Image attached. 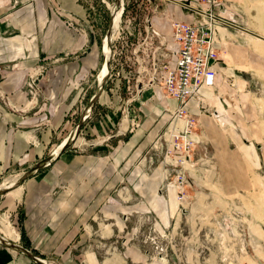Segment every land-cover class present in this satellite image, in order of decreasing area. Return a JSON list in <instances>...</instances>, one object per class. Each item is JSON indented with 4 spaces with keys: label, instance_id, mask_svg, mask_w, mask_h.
Returning <instances> with one entry per match:
<instances>
[{
    "label": "crops",
    "instance_id": "0c3cea01",
    "mask_svg": "<svg viewBox=\"0 0 264 264\" xmlns=\"http://www.w3.org/2000/svg\"><path fill=\"white\" fill-rule=\"evenodd\" d=\"M21 1L24 5L17 7L13 0H0V176L33 167L67 139L73 120L79 121L96 91L92 76L102 65L97 40L86 31L88 12L81 0ZM155 1L168 7L163 13L174 18L198 19L181 5L185 1L194 7L195 0ZM221 11L231 22L244 19V27L217 29L214 85L200 87L186 107L196 132L190 137L220 153L232 149L234 141L252 160L253 140L257 145L259 134L264 140V127L253 134V122L264 111L253 96V76L264 74V52L258 51L264 48V0H225ZM169 35L167 68L174 64L175 50ZM38 60L48 61V69L39 80V95L32 98L25 82ZM96 80L98 85L97 76ZM146 87L135 89L141 90L138 98L132 91V97L118 99L117 82L105 86L87 112L73 149L67 147L23 180L13 199L0 202L16 224V231L11 227L16 237L11 231L13 238L4 234L6 238L48 264H146L145 250L133 240L135 229L127 218L152 213L162 221L169 214L167 203L109 197L118 172L129 188L137 190L139 178L146 176L141 175V164L131 160L145 153L164 128L183 129L182 121L169 113L178 101L157 86ZM225 157L221 162L216 155L221 171L242 170L243 163L234 155ZM135 173L138 182L131 185ZM224 180L223 176L225 187ZM63 185L73 192L72 199L59 191ZM173 209L170 206V213ZM0 264L39 263L0 243Z\"/></svg>",
    "mask_w": 264,
    "mask_h": 264
},
{
    "label": "rangeland",
    "instance_id": "374dc122",
    "mask_svg": "<svg viewBox=\"0 0 264 264\" xmlns=\"http://www.w3.org/2000/svg\"><path fill=\"white\" fill-rule=\"evenodd\" d=\"M81 1L87 7L90 25L88 30H83L91 31L95 36L101 55L102 65L92 76V84L97 89L96 76L99 81L105 62L103 40L111 15L110 5L114 4L115 0ZM224 1L222 0L223 3ZM195 2L197 4L194 7L205 6L204 0ZM12 3L17 7L24 5L21 0H13ZM156 3L153 0H123L124 10L112 42L110 72L105 84L113 85L117 82L119 88L115 96L117 95L118 99L132 97V91L134 97L138 98L141 90L135 89L141 86L146 89L149 85L157 86L165 96L170 97L165 93L162 84V71L166 70L168 65L166 37L170 36L171 21L175 18L170 12L163 13L162 10H169L168 7L160 2ZM57 13L60 15L62 9H58ZM223 16L230 19L226 15ZM240 20L242 23L232 20L230 30L238 29V26L244 27V19ZM258 51L264 52V48H259ZM34 67L25 82L32 98L40 93L39 80L48 69V61L38 60ZM253 96L259 99L257 105L264 110V74L253 76ZM169 113L174 118V110ZM259 118L253 122L254 135H258L264 127V111L262 118ZM77 123L74 119L70 132ZM169 133L170 131L164 128L145 153L131 160L134 164H141V175L146 176L143 180L139 178L140 187L137 190L131 188L132 186L129 188L118 172L119 181L109 195L110 199H164L167 203L169 214L162 221L152 213L132 220L127 218L135 229L133 240L145 250L146 264H155L156 261L164 264H264V156L260 155V146L264 151V140H260L261 135H258L257 145L253 140L252 160L234 141L231 142L232 149L220 153L219 150L215 152L213 149H207L206 143L204 146L201 140L192 138L194 148L190 157L181 164L180 153L169 157L166 154ZM72 146L73 144L68 147L73 149ZM224 154L234 155L236 161H241L242 170L221 171L216 155L222 162L223 158L226 159ZM47 156L48 154L45 155ZM225 164L222 163L223 167ZM30 168L3 173L0 176V187L6 184L8 178L20 177ZM180 172H183L187 180L182 199L177 198L176 181ZM137 174L135 173L136 177L131 185H137ZM68 188L63 185L59 191L65 192L66 199H72L73 192ZM16 191L1 194L0 202L8 197L13 199ZM59 191L57 194H60ZM170 206L174 207L171 213ZM1 224H7L10 232L14 233L16 224L12 225L11 216L0 206Z\"/></svg>",
    "mask_w": 264,
    "mask_h": 264
},
{
    "label": "built area",
    "instance_id": "2783aa9c",
    "mask_svg": "<svg viewBox=\"0 0 264 264\" xmlns=\"http://www.w3.org/2000/svg\"><path fill=\"white\" fill-rule=\"evenodd\" d=\"M204 4V7L197 8L191 7L189 3H181L183 7L192 9L198 19L194 22L172 19L170 33L175 45L174 64L166 68L162 76L165 93L178 101L173 113L174 118L181 120L183 126L182 131H170L166 154L169 157L180 153L181 164L190 157L194 148V141L190 137L194 134V120L186 109L188 101L198 94L200 87H213L217 74L213 67V62L218 58L215 46L218 43L217 29L229 26L220 14L222 0H204ZM29 91L32 93L31 89ZM178 174L177 198L182 199L187 180L183 172Z\"/></svg>",
    "mask_w": 264,
    "mask_h": 264
},
{
    "label": "water",
    "instance_id": "95a60500",
    "mask_svg": "<svg viewBox=\"0 0 264 264\" xmlns=\"http://www.w3.org/2000/svg\"><path fill=\"white\" fill-rule=\"evenodd\" d=\"M120 4H121V0H117V5H116L117 10L120 9ZM112 25H113V17L110 15L108 26H107V31L105 33L106 35L109 34V32H110V30L112 28ZM109 46H111V44ZM110 64H111V61L109 60L107 62V68L109 69L108 72H110ZM106 78H104L102 81L98 82L97 89H96L94 95L90 99L89 104L86 107V110L80 116L79 121H78V123H77V125L75 127L76 128L75 129L76 130V135L79 133V130H80L82 124H83L84 117H85V115L88 112L87 110L89 109V106L91 108L96 103V101L99 99V97L101 96V94L103 92V89H104V86H105V83H106V80H107ZM68 146H69V144L64 145L63 147H61L59 149L58 153L55 156L51 157L50 155H48L47 157H45V158L41 159L40 161H38L30 169H28L27 171H24L22 173V175L20 176L19 180H18L17 186L13 187L12 189H15L16 187L20 186L22 184L23 180H25L27 177H29L30 175L34 174L36 171H38L42 167L46 166L47 164H50L51 161L59 153L63 152ZM12 189H0V195L1 194H5L6 192H8V191H10ZM0 243H2L3 245H5L7 247L12 248L13 250H16V251H19V252H22V253H25V254L29 255L30 257H32L34 259V261H36L39 264H48L44 259H42V258L38 257L37 255L33 254L31 251L27 250L25 247H23V246L15 243V242H12V241L6 239L2 234H0Z\"/></svg>",
    "mask_w": 264,
    "mask_h": 264
},
{
    "label": "bare ground",
    "instance_id": "6f19581e",
    "mask_svg": "<svg viewBox=\"0 0 264 264\" xmlns=\"http://www.w3.org/2000/svg\"><path fill=\"white\" fill-rule=\"evenodd\" d=\"M116 5H117V0H115L114 4L110 5L111 16L113 17V25H112V28H111L109 34L106 35L104 40H103V50L105 52V62L103 64L104 67H103V69L101 71L100 79H99L98 82H100L104 78L108 77V74H109L108 70L109 69L107 68V62L109 60L111 61V59H112V50H111L112 47L111 46H112V42H113V40H114V38L116 36V33H117L118 29H119L121 16H122L123 10H124L123 0H121L120 9L117 10ZM222 17H224V16L222 15ZM224 18L226 19L227 24H229V25L232 24L231 21L228 18H226V17H224ZM110 44H111V46H109ZM196 96H198V94ZM89 109H90V106H89ZM89 109L87 110L88 112H89ZM87 115L88 114L85 115L84 119L87 117ZM75 129L76 128H74V130L70 133V135L67 137V139L65 141H63L60 145H58V147L52 153L49 154L51 157L55 156L58 153L59 149L61 147H63L64 145H66V144H69V145L74 144L75 139L77 138ZM193 131H194V126H193ZM168 137H170V135ZM19 178H20L19 176L8 178L6 184L3 185L2 187H0V189H12L13 187L17 186ZM16 188H18V187H16ZM15 189H12L10 191L11 192L15 191ZM10 191H8V192H10ZM0 232H2L3 235L6 234L7 236L13 238L12 232H10L9 226L7 224H1L0 225ZM2 233H0V234H2ZM4 237L6 238L5 235H4ZM6 239H8V238H6ZM8 240H10V239H8ZM10 241H12V240H10ZM38 257H40V256H38Z\"/></svg>",
    "mask_w": 264,
    "mask_h": 264
},
{
    "label": "trees",
    "instance_id": "16d2710c",
    "mask_svg": "<svg viewBox=\"0 0 264 264\" xmlns=\"http://www.w3.org/2000/svg\"><path fill=\"white\" fill-rule=\"evenodd\" d=\"M103 91H104V89H103Z\"/></svg>",
    "mask_w": 264,
    "mask_h": 264
}]
</instances>
